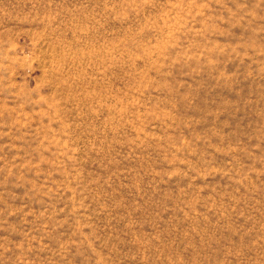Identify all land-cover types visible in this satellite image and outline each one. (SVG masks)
Wrapping results in <instances>:
<instances>
[{
  "label": "rangeland",
  "instance_id": "374dc122",
  "mask_svg": "<svg viewBox=\"0 0 264 264\" xmlns=\"http://www.w3.org/2000/svg\"><path fill=\"white\" fill-rule=\"evenodd\" d=\"M0 264H264V0H0Z\"/></svg>",
  "mask_w": 264,
  "mask_h": 264
}]
</instances>
